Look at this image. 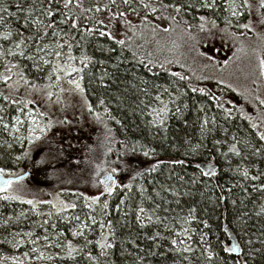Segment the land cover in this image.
Returning <instances> with one entry per match:
<instances>
[{
	"label": "trees",
	"instance_id": "obj_1",
	"mask_svg": "<svg viewBox=\"0 0 264 264\" xmlns=\"http://www.w3.org/2000/svg\"><path fill=\"white\" fill-rule=\"evenodd\" d=\"M18 2L24 11H17ZM64 2L57 0L53 5L54 17H44L39 11L42 0H5L8 12L16 15L5 14V22L0 23V52L4 53L0 56V76L11 77L7 82L0 79V117L12 116L22 102L27 104V113L34 110V104L24 98L26 90H31L29 85L42 87L45 79L55 78L50 77L49 65L33 60L30 64L27 57L35 54V43L23 48L24 56L14 47L20 38L18 33L28 36L35 31L34 25L29 26L32 20L54 21L57 31L68 33L66 38L77 57L72 64L83 68L79 76L88 110L97 113L96 118L103 123L105 149L101 165L106 161L108 169H116L113 173L120 184L113 194L99 196L91 208L85 206L90 199L86 201L71 190L62 191L70 204L77 205L65 211H70L73 218L80 216L89 226L80 237L71 234L70 221H61L52 204L44 210L35 206L34 216L18 224L14 219L17 210L5 212L18 204L33 205L25 200L0 199V264H17V260L23 264H264V140L245 114L223 104L225 94L231 93L226 86L215 80L204 81V88L197 85L191 75L182 71L184 62L176 56L166 57L158 46L163 33L191 35L201 17L208 16L209 22L241 31L247 12L234 22L230 11L243 6L244 0H129L128 4L124 0H71L67 9ZM33 3L35 9H31ZM203 4L212 7H202ZM43 7L47 8V3ZM96 7L100 11H95ZM29 10L31 16L26 24L24 17ZM261 11L264 14V9ZM120 12L124 15L120 16ZM107 13L114 24L120 21L125 37L110 33ZM61 20L67 22L62 24ZM71 21H78V30L71 29ZM8 31L13 35L5 41L2 36ZM9 49L14 56L7 54ZM63 51L67 52V47ZM81 55L90 58L87 67L81 63ZM14 79L20 83L13 84L18 88L11 92ZM24 80L29 83L24 84ZM157 96L163 104L155 99ZM164 104L168 112L161 124L152 109ZM6 141L0 131V168H19L24 158L21 172L26 167L31 171L36 168L28 179L34 188L52 185L56 180L46 177L55 169L49 156L69 159L67 154L48 152L46 141H41V146L26 140L23 150L13 147L4 151ZM233 146L235 152L231 151ZM43 147L45 159L38 164L34 150L39 148L41 153ZM20 155L19 161L15 157ZM253 176L258 179L253 180ZM140 207L145 209L143 214L138 213ZM138 214L140 220L136 218ZM9 215L13 219L9 220ZM89 216H94L97 223L93 224ZM45 220L49 225L41 226ZM107 221H111V227ZM100 222H105L103 229ZM13 224H17L14 231L31 230L36 235L52 232L59 242L72 240L84 250L68 259L64 251L51 244L47 254L52 259L33 263L24 256V247L12 244ZM102 236L108 237L111 248L102 250L95 243ZM86 240L93 243L84 248ZM173 240L177 243L173 244ZM233 244L238 254L224 251ZM89 252L95 259H88Z\"/></svg>",
	"mask_w": 264,
	"mask_h": 264
},
{
	"label": "rangeland",
	"instance_id": "obj_2",
	"mask_svg": "<svg viewBox=\"0 0 264 264\" xmlns=\"http://www.w3.org/2000/svg\"><path fill=\"white\" fill-rule=\"evenodd\" d=\"M248 3L250 5L248 7L240 5L230 11V16L234 22H239L240 18L246 15L247 12L248 20L245 19L241 23V31L228 29L215 22H209L207 16L204 17V20L200 19L201 23L196 24V29L191 35L163 33L161 36L162 41L159 42L158 46L166 57L175 58L176 56L179 61L184 62V65H181L184 67L182 71L185 70L191 75L197 85L203 87L205 85L204 81L209 83L215 80L226 86L231 93L225 94L223 104L226 108L233 107L240 110L243 115L245 114L261 136L264 135V103H262L264 101V74H261L260 66V62L264 58V14L259 7V0H248ZM110 12L112 13V11ZM233 12L236 14L233 15ZM105 19L106 22L111 23L110 33L112 32L113 36H126V30L124 33V30L120 28V21H116L114 24L113 21L109 20L108 13ZM112 24H114V27ZM242 25H249V27L245 28ZM143 37H146V35ZM35 61L40 62L38 58ZM29 62L31 64L30 60ZM60 75L62 79L59 82L55 78H51L50 81L45 79L44 86H37L36 90H33V87L29 85L31 90L25 92L26 96L24 98L34 104L35 108L34 110L31 109V115L35 118L36 124L31 123L23 102L12 116L8 118L0 117V131L7 139L4 144V151H9L13 147L23 150L22 146L26 143V140L28 142L29 127L31 126L35 129L32 133L34 144L42 146L41 141H46V143L52 144L49 147L47 143L48 148H50L48 152L54 151L56 155L58 152L64 156L68 155V161L67 159L63 160L61 157L56 159L52 155L48 157L49 161L55 166L54 170L46 174L49 181L56 179L52 185L47 186L45 184L43 187L38 188L30 186L28 182L29 175L36 168L34 167L31 171L30 168L26 167L28 174L23 176V179L14 180L8 193L0 192V196L7 194L19 196L20 199L18 200L21 201L33 200L40 210L50 206L47 203H39L40 201H52L58 207H62L61 201L64 204H70L67 196L62 194L64 190L81 194L85 199V197L108 196L109 194L104 191L105 187L112 185L113 182L117 187L120 184L112 170L108 169L110 165L106 161L101 165L105 149L103 123L96 118L97 113L88 110L89 103L81 80L82 91L76 90L73 85L68 83L69 79L80 78L79 73L64 77L61 72ZM13 82L10 86L11 92L17 91L18 88L13 84L20 83L19 79H14ZM49 85L51 87H48ZM49 92L52 93L51 97L48 96ZM16 95L22 97L21 93ZM22 101L24 100L22 99ZM40 113L44 115H40ZM16 117H19L24 123L17 124ZM5 124L8 125L7 128L4 127ZM49 124L50 127L45 128ZM41 128H45L44 132L40 131ZM17 129L19 130L17 131ZM37 136L40 139H35ZM53 145H55V148ZM37 150L35 149L34 153L39 164L45 159L43 157L45 148H42L41 153L39 148ZM19 157L20 161L21 155ZM24 160L23 158V162ZM23 162H20L19 168H5V176L23 173L20 168ZM83 163L84 166H82ZM59 177L60 179L57 181ZM12 209L17 210L14 219L18 220V224L29 220L35 214V209L27 204H18L5 213H9ZM54 209L57 212L56 208ZM69 212L68 210L58 212V217L66 223L70 221L69 231L72 234L74 230L86 223L82 219L79 222L76 221ZM7 218L10 220L13 219V216L9 215ZM16 225L13 224L10 227L11 237H13L12 244L16 248L24 247L26 252L30 253L28 257L33 263L49 261L48 259H36V257L39 256L40 252H43L45 256H49L47 247L59 241L57 237L53 236L52 232L48 234L47 231L41 235H36V231L31 230L14 231L13 228ZM28 232H31L32 236L25 235ZM46 234L49 235L47 246H45L43 240V236ZM32 240H36L37 243L33 245ZM18 241H23V243H19L17 246ZM33 247H36L38 252L31 253Z\"/></svg>",
	"mask_w": 264,
	"mask_h": 264
},
{
	"label": "snow or ice",
	"instance_id": "obj_3",
	"mask_svg": "<svg viewBox=\"0 0 264 264\" xmlns=\"http://www.w3.org/2000/svg\"><path fill=\"white\" fill-rule=\"evenodd\" d=\"M115 2V0H113V3ZM47 3L48 7L45 8L43 7V4ZM57 3V0H42L41 3V8H40V14L44 17H54L55 16V12L53 10V5ZM125 4L129 3V0H124ZM71 4V0H65L63 7L65 9L69 8V5ZM5 5V0H0V23L5 22V14H7V16L11 17L16 15V13H10L8 12V8ZM80 5L77 4V7H79ZM243 6L248 7L250 6L248 3V0H244ZM17 7V11L21 12L24 11V7L22 3H17L16 4ZM145 7H147V5H145ZM202 7H212L211 4H203ZM259 7L261 9H264V0H259ZM31 9H35V3H33V5L31 6ZM88 11V10H85ZM95 11H100L99 7H96ZM153 11H155V9H153ZM176 11L179 12L180 8L177 7ZM236 13L233 12V15H235ZM120 16H123L124 13L120 12L119 13ZM31 16V10H29V14L28 16H25L24 19L26 21V24L29 21V17ZM201 20H204V17L200 18ZM67 21L61 20L60 23H66ZM71 29L73 30H78L79 29V24L78 21H71ZM102 23V21H101ZM35 26V31L31 32L30 35L25 36L22 32L18 33L19 35V41L17 43H15L14 47L19 50V55L20 56H24L25 52L23 51V48L29 47V43H35L36 44V49H35V54L34 55H30L27 58L29 60H33L35 61L37 58L39 59V61L41 62V64L43 65H49L52 68V71L50 73V77L52 75L55 76V80L57 82H59L62 79V76L60 75V73L62 72L64 77H68L70 76L72 73H79L83 71V68H78L75 67L72 64V61H75L77 59L76 56L73 55V45L72 43L69 42V39H67L66 37H68V33L67 32H63V30H56V26L54 21H49L48 23H45L42 19H36V20H32L31 24L29 26ZM201 27H203V25H201ZM242 27L248 28L249 25H242ZM88 32H91V29H87ZM49 33H50V37H49ZM13 35V33L11 31H8L6 33L3 34L2 38L3 40L7 41L11 36ZM100 35H105L104 32H101ZM110 35V34H109ZM49 40L48 43H45V40ZM61 40H63V42H61ZM120 43H123V41H120ZM42 45V46H41ZM67 47V52L63 51V49ZM31 51V49H29ZM8 55L10 56H14L15 53L11 51V49L8 50L7 52ZM4 55L3 52H0V56ZM46 57H54V60H49ZM81 63L87 67L88 62L90 61V58L86 55H81V57L79 58ZM39 67V65H37ZM260 66H261V74H264V60H262L260 62ZM12 67H15V65H13ZM11 69H6V71H10ZM0 79H3L5 82H7L8 80L11 79L10 76L8 75H3L0 76ZM21 79L23 80V74L21 73ZM82 79V77L78 78V79H69L68 83L70 85H73L74 88L76 90L82 91L81 88V84H80V80ZM29 82L27 80H24V84H28ZM58 86V84H57ZM33 90H36V86L33 85ZM48 87H51V85H49ZM61 91H63V89H61ZM202 91V90H201ZM52 93L49 92L48 96L51 97ZM5 100H8L9 97L8 96H4L3 97ZM157 101H160L161 104H163V101H161L160 97L157 96L155 98ZM12 103H16L19 104L20 101H16L13 100ZM28 103H32V101H28ZM262 103H264V101H262ZM25 107H27V104H25ZM152 112L155 114V116L158 118V122L159 123H163V120L165 118L166 113L168 112V107L166 104H164L163 107L161 108H153ZM40 115H44L43 113H40ZM29 119L31 120L32 124H36V120L34 117H32L31 115V110H29L28 113ZM16 123L17 124H23L24 122L19 118L16 117ZM5 128L8 127L7 124L4 125ZM46 127H50L49 125H46ZM45 128H41L40 131L44 132ZM19 129H17L18 131ZM35 131V129L33 127H29V137H28V142L32 143L33 137H32V133ZM35 139H40V137H35ZM261 140H264V135L260 136ZM9 147H11V145H9ZM231 151L235 152V146L232 147ZM146 156L148 155L147 152L144 153ZM238 154V153H237ZM25 155H27V153H25ZM17 160L20 159V157H16ZM154 170V169H153ZM116 169H113V172H115ZM5 169L4 168H0V192L3 193H8L9 190L11 189V186L13 184V180L11 179H4L5 176ZM244 176L247 177L248 176V172L247 170L244 171ZM11 175V174H9ZM20 179H23V176L20 177ZM109 179H111V177H109ZM253 180L258 179V177L253 176L252 177ZM115 187H117V185L115 184V182H113L112 185H109L107 187H105V192H107L109 195L112 194V192L114 191ZM124 187H130V185H125ZM0 199H4V200H17L20 199L19 196H15V195H4L2 197H0ZM91 200V203L86 204V207L91 208L93 204H96L99 201V197H85V200ZM26 203L33 205V208H35L36 206V202H34L33 200H28L26 201ZM39 203H47V204H52V206L54 208H56L57 212H62L64 210H66L67 208H76L77 205L75 203L72 204H64L62 201L60 202V204L62 205V207H58L56 204H53L52 201H40ZM125 203L124 201H121V204ZM108 207L107 203H105L104 208L106 209ZM119 207V206H118ZM157 207H159V205H157ZM262 211H264V209H262ZM145 212V209L143 207H140L138 209V213L139 214H143ZM137 215V220L141 219V215ZM49 215H51V213H49ZM74 219L76 221L79 222L80 217L76 216L74 217ZM88 219L92 220L93 224H96L97 221L95 219L94 216H89ZM149 220H151V216L148 217ZM107 224L109 225V227H111V221H107ZM49 225V221L45 220L43 222V225ZM52 228H55L56 225H51ZM89 226L87 224L81 225L80 227H78L76 230H74L72 232V235L74 237H80V236H84V228H88ZM105 227V222H100V228L103 229ZM111 234V233H110ZM25 235L27 236H32L31 232L26 233ZM59 236L63 237V233H58ZM107 236H102L100 240H97L95 243L97 245H99V247L103 250L105 248H111L112 244L107 243ZM43 240L45 241V246H47V242L49 241V235H44L43 236ZM19 243H23V241H18L17 242V246ZM31 243L33 245H35L37 243L36 240H32ZM92 241L86 240L85 241V245L84 248H87V246L89 244H92ZM173 244H176L177 241L173 240L172 241ZM180 243H183V241H180ZM53 246L57 249H61L62 251L65 252V257L68 259H73L75 257L76 254L81 253L84 249L83 248H78L76 247L72 240H67L66 243H62L59 241L54 242ZM186 251H191L190 248H186ZM238 249L233 246L231 248L229 247H225L224 251L226 252H233V251H237ZM38 252V249L36 247H33L31 249V253H36ZM30 255V253L25 252L24 256L28 257ZM209 256L211 257V253H209ZM65 257H60L61 259H64ZM36 259H48L51 260L52 257L51 256H45V254L43 252H40L39 256L36 257ZM88 259H95V257H93L91 255V253H88ZM17 264H23V261H19L17 260Z\"/></svg>",
	"mask_w": 264,
	"mask_h": 264
},
{
	"label": "water",
	"instance_id": "obj_4",
	"mask_svg": "<svg viewBox=\"0 0 264 264\" xmlns=\"http://www.w3.org/2000/svg\"><path fill=\"white\" fill-rule=\"evenodd\" d=\"M263 60H264V58H263ZM28 174V172H23V173H20V174H18V175H14V176H4V179H11V180H17V179H19L21 176H25V175H27ZM233 246H235L236 247V245L235 244H233L232 245V247ZM237 248V247H236ZM234 253L235 254H238L239 253V251L237 250V251H234Z\"/></svg>",
	"mask_w": 264,
	"mask_h": 264
}]
</instances>
